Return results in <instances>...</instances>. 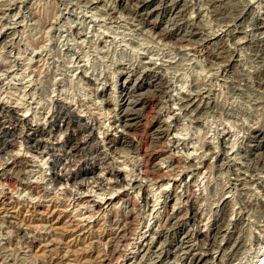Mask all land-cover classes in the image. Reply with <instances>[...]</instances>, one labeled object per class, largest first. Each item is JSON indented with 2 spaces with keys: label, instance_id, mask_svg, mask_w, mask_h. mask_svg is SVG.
<instances>
[{
  "label": "rangeland",
  "instance_id": "1",
  "mask_svg": "<svg viewBox=\"0 0 264 264\" xmlns=\"http://www.w3.org/2000/svg\"><path fill=\"white\" fill-rule=\"evenodd\" d=\"M155 92L127 133L124 99ZM155 127L156 180L130 145ZM263 133L264 0H0V264H104L129 196L139 222L112 264H264Z\"/></svg>",
  "mask_w": 264,
  "mask_h": 264
},
{
  "label": "bare ground",
  "instance_id": "2",
  "mask_svg": "<svg viewBox=\"0 0 264 264\" xmlns=\"http://www.w3.org/2000/svg\"><path fill=\"white\" fill-rule=\"evenodd\" d=\"M52 3V2H51ZM54 5V4H53ZM49 6L46 8V14L49 16L51 15H55V10H57V8H55V6ZM143 7H145V5L143 4ZM129 11L131 9H128ZM139 15V14H138ZM52 16V17H53ZM46 21V20H45ZM43 22V21H42ZM43 24L45 25V22H43ZM52 26V25H51ZM127 29H121L119 28V33L120 35H122L125 39L127 38L128 34H130L129 32L126 31ZM117 33V32H116ZM174 35V34H173ZM172 33L170 32H160L159 33V36L160 38H171L172 36ZM132 36V35H131ZM122 37V38H123ZM175 39H178L177 35H176V38ZM127 40V39H126ZM125 40V41H126ZM129 40V39H128ZM140 40L138 38V41H131L130 43H132V46L133 47H139V45H141L140 43ZM175 41V40H174ZM129 42V41H128ZM43 43H45V37H41L39 38L38 40H33L32 41V45H34V47H40L43 45ZM127 43V42H126ZM143 44V43H142ZM88 53H86L87 55ZM212 54V53H211ZM214 55V54H213ZM216 56V55H215ZM214 56V57H215ZM212 59V58H211ZM97 65V64H96ZM203 66V65H202ZM201 66V67H202ZM96 67V66H95ZM200 67V69H201ZM53 74V73H52ZM52 74H47L46 77H45V80H42L41 81V89L38 94L40 97H44L45 95L49 94L51 92V87L53 86L52 84ZM149 74H144L142 78H136V79H140V83L143 82V80L146 78L145 77H148ZM259 78V77H258ZM144 80V81H145ZM137 82V81H136ZM166 82V81H165ZM125 83V82H124ZM163 85H164V81L158 77L156 80L153 81V86H155V91H161L163 90ZM20 90V89H19ZM24 90V89H23ZM22 91V90H21ZM129 91V90H127ZM23 92V91H22ZM157 92H155L154 94L152 93H149L151 95H145V97L141 100V102H139V99H132L129 96H127L124 101H125V104L127 106L126 109H124V114L122 115L121 120L123 122V125L127 131V133H137V132H140L142 129H143V126L144 125V117H143V114L142 116L141 115H138V113L136 112V110L138 109L137 107L142 105L145 110H151L155 107V102L157 101V95H159ZM24 93V92H23ZM20 94V93H19ZM22 94V93H21ZM127 94V93H126ZM24 95H21V99L25 98L23 97ZM20 97V96H18ZM194 99V98H193ZM193 99L192 97H190L189 99V103H193ZM20 100V99H19ZM41 107V106H40ZM44 109L47 108L46 105H43L42 106ZM57 112H56V119L58 117V115L61 113V107H57ZM43 110V109H42ZM208 111L207 107L203 108V110L201 111V115H204L206 112ZM48 112V110H47ZM53 116V115H52ZM61 116H65L64 114H61ZM60 118V117H59ZM136 120V121H135ZM154 128H152L153 130ZM157 128L155 127L154 131H150V133L148 134H145L146 136L144 137V141L143 143H141L140 145H133V144H130L129 142V139L126 140L131 146L132 148L135 149V151L142 156V159H143V167H142V170H143V173L145 176H151L153 179H157L158 176L160 174H162L163 172L158 168H156V164H155V160L162 154L165 153V151L167 150L165 147V142L163 141V136L165 134V131L164 129L161 131L160 130H156ZM182 131H184L185 133H190L191 131V127L190 126H185L184 128L182 127L181 129ZM143 131V130H142ZM141 131V132H142ZM154 132V133H153ZM141 134V133H140ZM260 134V133H259ZM261 138L264 139V133L261 134ZM204 135L201 133V132H198L196 134V142L194 144V147H205L206 150H212V147L210 145H208L207 143H205L203 141V137ZM142 137V136H141ZM125 139V138H124ZM131 141V140H130ZM132 142V141H131ZM263 142V140H262ZM69 143V140H67V144ZM234 145V143L232 144ZM264 147V145H262ZM173 157V156H172ZM175 163L176 165H174V171H178L179 168L183 167V161L180 159V158H175ZM207 168H210V164H206ZM162 172V173H161ZM163 176V175H162ZM7 177V176H6ZM5 177V178H6ZM8 181L12 182V178L11 177H8L7 178ZM194 193V192H193ZM127 198V197H126ZM128 200L130 202V204L132 205V208H131V211L129 213H123L122 215V218H123V221L124 223L121 224V225H117L118 227H116L115 231H114V235L108 239V247H109V253L102 256V262L104 264H112L114 262V260L116 258H118L119 256V251L117 249V246L119 243H124V242H127V239L131 237L132 234H134L136 232V228L138 226V222L139 220L137 219V216H136V213L134 212V207L136 205V199L132 196H129L128 197ZM223 207V206H222ZM228 206H225L222 210V213H221V216L219 218V220L214 223V234L213 235H210L211 238V241H214L215 237H216V233L221 230V227L224 226V224L227 222V217L229 215V212L230 210L227 208ZM181 217V216H180ZM183 219V218H181ZM179 219V220H181ZM110 223L114 226H116V220L111 217L110 218ZM174 226L176 225V228L177 225H180V223H174L173 224ZM103 226V225H102ZM67 230H68V226L65 227ZM181 228V227H180ZM179 228V230H180ZM168 231V230H167ZM64 232V231H63ZM105 233V232H104ZM170 233V232H168ZM106 235V234H105ZM135 235V234H134ZM243 240V239H241ZM244 242V241H243ZM241 243V241H240ZM106 246V245H105ZM254 256L260 258L262 261L264 259V251L261 249V247H258L256 249V251L254 252ZM103 255V254H102ZM88 256V255H87ZM122 257V256H121ZM101 259V258H100ZM259 259V260H260ZM83 260V259H82ZM200 259L198 257H194V260H193V263L194 264H204L202 259L201 261H199ZM101 261V260H100ZM87 262V261H85ZM90 264V263H89Z\"/></svg>",
  "mask_w": 264,
  "mask_h": 264
}]
</instances>
